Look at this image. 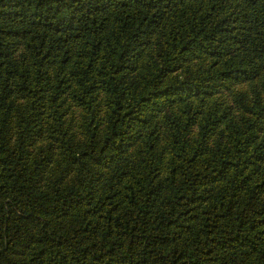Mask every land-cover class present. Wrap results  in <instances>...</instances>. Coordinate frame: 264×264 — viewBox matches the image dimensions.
Instances as JSON below:
<instances>
[{
  "label": "trees",
  "instance_id": "1",
  "mask_svg": "<svg viewBox=\"0 0 264 264\" xmlns=\"http://www.w3.org/2000/svg\"><path fill=\"white\" fill-rule=\"evenodd\" d=\"M0 264H264V0H0Z\"/></svg>",
  "mask_w": 264,
  "mask_h": 264
}]
</instances>
